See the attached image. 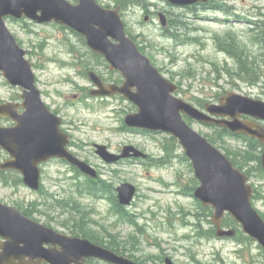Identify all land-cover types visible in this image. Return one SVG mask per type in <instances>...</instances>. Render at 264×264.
Masks as SVG:
<instances>
[{"label":"rangeland","instance_id":"1","mask_svg":"<svg viewBox=\"0 0 264 264\" xmlns=\"http://www.w3.org/2000/svg\"><path fill=\"white\" fill-rule=\"evenodd\" d=\"M96 1L108 9L119 8L127 35L164 78L178 85V98L196 108L211 98L216 102L227 92L264 102V48L260 44L264 0H216L219 7L200 9L197 14L172 7L166 0ZM159 13L167 16L171 27L178 18L183 25L170 29L174 34L168 37L169 27H161ZM5 22L26 52L42 102L61 118V128L70 136L69 151L93 167L98 179L92 182L68 164L53 160L40 166L36 192L23 184L18 173L0 178L1 203L69 236L79 237L69 229L80 228L88 238L111 244L147 264H165L166 259L172 264H264V250L245 241L243 234L237 233L234 239L214 236L211 213L207 217L206 208L194 198L199 183L177 140L165 133L126 127L124 118L135 108L122 98L88 95L92 84L85 76V57L90 62L93 58L80 37L57 25L12 18ZM228 49H236L240 62L246 59V64L259 68V78L251 74L255 82L248 81L241 72L240 64L245 65L229 55ZM92 70L105 79L118 78L107 66ZM20 94V88L9 86L0 75V103L14 101ZM5 125L0 119V126ZM190 127L212 140L221 153L229 154L255 190L252 204L264 217L261 145L218 128ZM94 145H104L115 154L131 145L147 159L107 164L96 155ZM6 157L0 150V162ZM90 182L107 187L114 195L121 184L133 185L135 197L125 208L133 221L127 223L114 213L108 195L89 192ZM87 264L106 263L90 259Z\"/></svg>","mask_w":264,"mask_h":264},{"label":"water","instance_id":"2","mask_svg":"<svg viewBox=\"0 0 264 264\" xmlns=\"http://www.w3.org/2000/svg\"><path fill=\"white\" fill-rule=\"evenodd\" d=\"M0 0V73L10 86L21 87L22 104H0V117L14 122L0 127V148L9 158L0 163V172L16 171L30 190L39 189L38 166L50 159L66 161L83 175L96 179V171L66 150L68 136L61 132L60 119L51 114L34 86L31 64L5 26V18H26L37 24L55 23L67 26L86 40L91 52L102 56L109 70L117 71L120 85L104 84L93 72L89 80L96 89L91 96L121 95L136 112L124 118L129 128L165 133L177 140L190 161L199 186L194 197L212 209L211 223L216 237H233L232 229L222 228L228 214L243 233L264 249V221L251 204L252 187L247 177L204 137L194 131L183 116L201 124H213L242 134L264 145V128L249 116L264 122V102L229 92L218 105L207 104L205 112L175 96L178 87L164 78L142 55L126 35L118 9H105L95 0ZM170 5L187 7L208 0H166ZM161 26L165 16L159 14ZM22 108L23 112L18 113ZM96 155L107 164L126 158H146L133 146L123 147L120 155L95 145ZM264 169V149L261 158ZM136 189L124 183L116 188L118 204L129 206ZM0 264H85L95 258L108 264H138L128 258L95 245L88 240L56 232L23 216L18 210L0 203ZM47 245L49 248H45ZM166 264H172L166 259Z\"/></svg>","mask_w":264,"mask_h":264},{"label":"trees","instance_id":"3","mask_svg":"<svg viewBox=\"0 0 264 264\" xmlns=\"http://www.w3.org/2000/svg\"><path fill=\"white\" fill-rule=\"evenodd\" d=\"M171 23H170V20H169V22H168V27H169V29L167 28L166 29V35L168 36V37H170V36H172V34H174V32L171 30V32H170V29H172L173 28V30H175V28H177L178 26H182L183 24H182V22H181V20L178 18V19H176L175 21H174V27H171V25H170ZM257 27L259 28V26H258V24H257ZM260 29V28H259ZM260 34L262 35V37H263V40H262V42H260V44H261V46H263V48H264V29H261V31H260ZM174 36V35H173ZM140 51H141V48L139 49ZM229 50V52H228V54L229 55H233V56H235L236 58H237V60L239 61V63H243L245 66H243L242 64H240L241 66H242V68H241V72H244V74L247 76V77H249V79H248V81L249 80H252V76H251V74L252 75H254V78L255 79H257V78H259V76H260V71H259V68H254V67H252V66H249L248 64H246V62H245V60L244 61H241L240 62V60H239V58H238V55L235 53V50L236 49H234L233 51H231L230 49H228ZM252 81H254V80H252ZM255 82V81H254ZM210 129L211 128H214V129H216L215 127H209ZM218 130H223V129H218ZM224 131V130H223ZM239 138L240 136H236V138ZM240 138H242V137H240ZM211 144H213V145H215V143L212 141V140H210V139H207ZM226 153V156L228 157L229 156V154L227 153V152H225ZM236 156H238V155H236ZM229 158V157H228ZM230 159V158H229ZM231 160V162L233 163V165L235 166V167H237L238 168V166H236V164H235V162L232 160V159H230ZM239 169V168H238ZM12 174L13 172H7V173H0V178H2V179H4L3 177L5 176V175H7V174ZM263 175H264V173H263ZM20 178V177H19ZM87 190L89 191V192H95L97 195H99V194H104V195H108V199H109V201L111 202V204H112V207H113V211H114V213L117 215V216H119V217H121L125 222H127V223H129V222H131V221H133V219L131 218V215L129 214V213H127L126 212V210L124 209V208H122V207H120L119 205H118V203H117V200H116V196L113 194V192L112 191H110V190H108L107 189V187H100L99 185H97V183H89L88 184V188H87ZM98 191H100V193L98 192ZM71 206V205H70ZM204 211H207V214H206V216L207 217H209V215H210V213H211V210L209 209V208H206V209H204ZM24 214H26V215H29V213H26V212H23ZM224 226L225 227H231V228H234V229H236L237 231H239V229H238V225L233 221V219H231L229 216H226L225 218H224ZM69 231H71V232H73V234L74 233H76V234H78V235H76V236H79V237H82V238H85V239H88L89 241H91V242H93V243H95V244H98V245H101V246H103V247H106L107 249H109V250H111V251H113L114 253H116V254H119V255H127L126 257L127 258H129V259H131L132 261H134V262H137V263H140V264H147V262L146 261H142V260H140V259H138V258H135L132 254L130 255V254H128V253H126V252H124V251H119V250H117L115 247H113V245H111V244H107V246H105V245H103L102 243H99V242H97L95 239H93V238H88V236L86 235V234H84V232H82V231H80V228H74V229H72V228H70L69 229ZM239 234H241L240 233V231H239ZM242 235V234H241ZM242 238L245 240V241H247V242H250L251 240L250 239H248L247 237H245V236H242Z\"/></svg>","mask_w":264,"mask_h":264},{"label":"flooded vegetation","instance_id":"4","mask_svg":"<svg viewBox=\"0 0 264 264\" xmlns=\"http://www.w3.org/2000/svg\"><path fill=\"white\" fill-rule=\"evenodd\" d=\"M71 1V3H73V4H75V2H74V0H70ZM211 7H219V3H218V1H216V0H209V3L208 4H195V5H190V6H187L185 9H187L189 12H191L192 14L194 13H198V10H200V9H207V10H209ZM167 17V16H166ZM195 18H197V16L195 17ZM194 18V19H195ZM199 18H201V17H199ZM62 28H64V27H62ZM65 29V28H64ZM70 31V33L71 34H73V35H76V36H78L79 37V35H77L75 32H73V31H71V30H69ZM192 32V31H191ZM195 32V31H194ZM197 32H199V31H197ZM83 44H84V42H83ZM89 51V50H88ZM89 53H90V56H91V58H93L92 59V62H90L89 61V59H87L86 57H85V61H87L88 62V65H87V71L85 72V74H87L88 72H93L94 70H92L94 67H100V66H107V64H106V62H105V60L101 57V56H98L97 54H95V53H92V52H90L89 51ZM97 65V66H93L92 67V65ZM106 71V70H105ZM112 73V75H117L118 76V78H112V79H110V78H108V79H105L104 77H102V79H103V81L106 83V84H109V83H111V84H121V82H122V79H121V77H120V75L117 73V72H111ZM109 74V73H108ZM218 100H219V98H218ZM218 100L215 102L214 101V99L213 98H211V99H208V100H206V102L203 104V106L202 107H199V109L200 110H204L205 109V106L207 105V104H217L218 103ZM20 101V95L18 96V99H16V100H14L13 102H15V103H18ZM22 112V110H18V113H21ZM241 120H247V121H253V122H255V123H257V124H259V125H262L263 127H264V122H261V121H259V120H256V119H253V118H251V117H248V116H241V118H240ZM186 120H187V122L190 124V125H197V123H195L194 121H192V120H189L188 118H186ZM5 123H6V125L5 126H11V125H13V122H10V121H8V120H5ZM200 126H202V125H200ZM203 127V126H202ZM65 132V131H64ZM66 133V132H65ZM253 197H254V199L253 200H255V190L253 189ZM263 219H264V217H262ZM46 248H49V246H47Z\"/></svg>","mask_w":264,"mask_h":264}]
</instances>
